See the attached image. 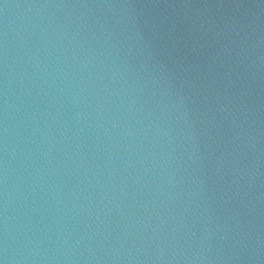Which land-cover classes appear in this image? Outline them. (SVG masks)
Segmentation results:
<instances>
[{"label":"water","instance_id":"obj_1","mask_svg":"<svg viewBox=\"0 0 264 264\" xmlns=\"http://www.w3.org/2000/svg\"><path fill=\"white\" fill-rule=\"evenodd\" d=\"M0 264H264V0H0Z\"/></svg>","mask_w":264,"mask_h":264}]
</instances>
